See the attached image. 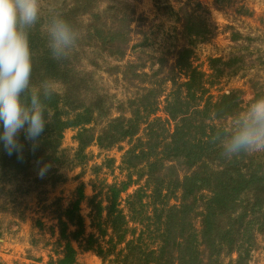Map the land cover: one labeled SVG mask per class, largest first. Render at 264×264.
<instances>
[{"label": "trees", "instance_id": "1", "mask_svg": "<svg viewBox=\"0 0 264 264\" xmlns=\"http://www.w3.org/2000/svg\"><path fill=\"white\" fill-rule=\"evenodd\" d=\"M92 3L68 0L40 11L29 31L31 85L39 88L48 81L57 91L45 100L51 120L35 146L23 132L22 153L9 155L0 146V204L33 191L44 194L64 182L67 169L88 159L90 145L106 151L126 143L118 175L93 183L90 196L81 182L77 186L58 218L59 248L47 264H80L81 251L95 253L102 264H222L226 259L228 264H248L257 236L264 241V150L227 158L212 139L229 125L219 121L244 107L240 90L215 98L207 91L224 73L238 70L232 61L210 58L209 73L192 64V46L211 34L208 11L199 0H186L179 7L175 15L185 42L169 66L161 58L153 69V75L164 77L158 83L147 81L114 113L101 87L100 70L124 78L154 67L125 60L134 48L131 10L121 7L111 16L108 7L98 3L91 9ZM54 14L78 33L75 47L62 58L54 57L49 46L47 29ZM181 74L184 79L175 78ZM168 80L166 93L163 84ZM256 84L250 86L251 102L264 96ZM161 102L164 118L139 120L141 111L157 110ZM70 127L76 129L77 145L69 155L61 144ZM104 160L112 168L114 159ZM44 165L48 169L41 176ZM85 198L87 216L81 211Z\"/></svg>", "mask_w": 264, "mask_h": 264}, {"label": "rangeland", "instance_id": "2", "mask_svg": "<svg viewBox=\"0 0 264 264\" xmlns=\"http://www.w3.org/2000/svg\"><path fill=\"white\" fill-rule=\"evenodd\" d=\"M208 11L207 22L211 29L209 38L192 46V64L206 73L210 72L209 59L220 57L234 63L238 70L226 72L217 81L207 85V91L213 98L230 90H240L241 105L244 111L251 103V84L257 83L264 91V0H199ZM68 0H39L41 11L53 9ZM186 0H93V8L108 7L109 15L121 7L131 10L133 28L131 45L134 47L126 54L125 60L144 62L147 74L133 76L126 73L112 74L110 70L99 72L101 87L106 90L113 112L119 107L125 108L122 101L129 99L141 91L147 81L160 82L164 75L152 74L161 64V58L173 61L177 48L185 42L180 34V22L175 15ZM134 11V12H133ZM109 68V67H108ZM107 69V68H106ZM174 77V75H168ZM183 74L177 75L178 80L184 79ZM98 78V77H97ZM166 93L171 88V81L164 82ZM161 101L164 97L159 98ZM159 100V101H160ZM163 103L157 110H143L139 114L140 121H147L156 116L165 117ZM241 111V112H242ZM231 119V120H230ZM233 117L222 124H231ZM75 128H67L63 133L61 148L69 153L76 148ZM126 143L109 150H100L96 145L86 149L88 159L75 167L67 169L66 180L49 187L44 194L33 191L14 201L0 204V264H47L49 256L58 249V218L72 199L80 182L85 194H93V183L99 180L113 179L119 174L118 165L126 148ZM113 158L111 166L107 160ZM103 163L101 169L98 166ZM108 165V166H107ZM97 170L98 174L94 173ZM82 213L87 216L89 207L85 198L81 204ZM88 223V220H87ZM80 264H102L101 259L91 251H81L77 256ZM222 264H228L224 260ZM248 264H264V241L257 236L256 243L250 253Z\"/></svg>", "mask_w": 264, "mask_h": 264}, {"label": "clouds", "instance_id": "3", "mask_svg": "<svg viewBox=\"0 0 264 264\" xmlns=\"http://www.w3.org/2000/svg\"><path fill=\"white\" fill-rule=\"evenodd\" d=\"M40 11L39 0H0V146L9 155L22 153L21 132L35 146L51 120L45 100L56 93V86L48 81L39 88L31 85L29 31L39 20ZM47 32L56 58L67 56L76 45L78 33L59 14L51 16ZM212 139L227 158L264 150V96L237 113ZM47 169L44 165L39 174L44 175Z\"/></svg>", "mask_w": 264, "mask_h": 264}]
</instances>
